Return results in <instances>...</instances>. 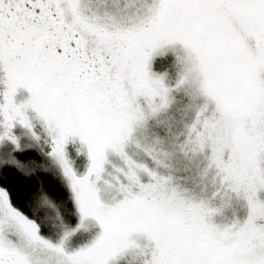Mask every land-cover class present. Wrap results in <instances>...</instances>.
I'll list each match as a JSON object with an SVG mask.
<instances>
[{
	"label": "snow or ice",
	"instance_id": "snow-or-ice-1",
	"mask_svg": "<svg viewBox=\"0 0 264 264\" xmlns=\"http://www.w3.org/2000/svg\"><path fill=\"white\" fill-rule=\"evenodd\" d=\"M0 264H264V0H0Z\"/></svg>",
	"mask_w": 264,
	"mask_h": 264
}]
</instances>
